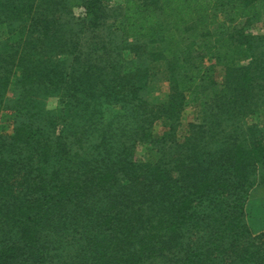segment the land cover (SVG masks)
Returning <instances> with one entry per match:
<instances>
[{"label": "trees", "instance_id": "16d2710c", "mask_svg": "<svg viewBox=\"0 0 264 264\" xmlns=\"http://www.w3.org/2000/svg\"><path fill=\"white\" fill-rule=\"evenodd\" d=\"M108 5L0 0V112L14 88L15 121L0 135V264H264L263 210L246 208L264 170V36L246 29L264 0ZM143 57L165 62V100L145 98ZM189 104L201 121L178 141Z\"/></svg>", "mask_w": 264, "mask_h": 264}, {"label": "rangeland", "instance_id": "374dc122", "mask_svg": "<svg viewBox=\"0 0 264 264\" xmlns=\"http://www.w3.org/2000/svg\"><path fill=\"white\" fill-rule=\"evenodd\" d=\"M124 0H109L108 8L109 10H114L120 7V4ZM82 8H75L73 10V14L76 17L83 16ZM111 22H109V25ZM248 34H255L264 36V23H262L260 18H252L250 22V26L246 29ZM9 38V34L7 32L5 25H0V40H5ZM13 40L16 41V36L13 37ZM150 51L152 50H162L166 52L165 45L157 44L155 46H149ZM234 59L237 62V65H243L248 61V55L246 53H240L234 55ZM139 64L143 67L147 68L149 71V82L146 91L144 92L145 98L149 102L162 101L165 100L168 93V83H167V72L166 65L163 61L151 62L146 58L138 59ZM215 66L213 67L212 75L215 78L216 86L212 88V90L218 91L222 89V80H223V69H224V58L223 60H214ZM212 92V91H211ZM14 96V88H10L8 99L5 108L0 112V135H9L14 127V113L10 110L11 98ZM9 101V103H8ZM202 117V104H189L185 111L183 112L180 120V124L177 130L176 138L178 141H182L185 137L188 125L191 123H199ZM252 122H256L259 127L264 129V107L260 110L259 115L252 119ZM163 126L164 123L156 122L153 126V135L158 136L159 138L163 134ZM145 153L146 160L150 163H155L159 157L158 152L152 146L143 147L139 146L138 154ZM263 170H259L258 179L261 176V172ZM261 180V177H260ZM262 181V180H261ZM251 197L246 204V208L251 212V209H262L264 216V195L261 197L257 195V197ZM262 201H261V200ZM254 217V222H258V227L264 225V220H260V218Z\"/></svg>", "mask_w": 264, "mask_h": 264}, {"label": "crops", "instance_id": "0c3cea01", "mask_svg": "<svg viewBox=\"0 0 264 264\" xmlns=\"http://www.w3.org/2000/svg\"><path fill=\"white\" fill-rule=\"evenodd\" d=\"M261 173L262 174H261V176H259V181L257 182L256 186L250 192V195H252V197H254V198L257 197V195H259L261 197L264 195V170ZM260 177H261L262 181L260 180ZM250 198L251 197H249V199Z\"/></svg>", "mask_w": 264, "mask_h": 264}]
</instances>
